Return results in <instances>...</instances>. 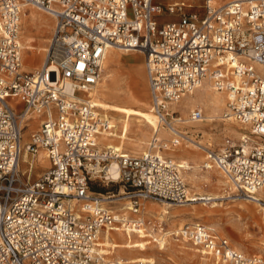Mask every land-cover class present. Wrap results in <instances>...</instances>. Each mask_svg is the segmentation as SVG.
Listing matches in <instances>:
<instances>
[{
	"label": "built area",
	"instance_id": "built-area-1",
	"mask_svg": "<svg viewBox=\"0 0 264 264\" xmlns=\"http://www.w3.org/2000/svg\"><path fill=\"white\" fill-rule=\"evenodd\" d=\"M196 1L0 0V264H159L111 260L99 242L124 226L147 232L148 202H195L189 163L168 153L188 141L185 125L207 120L200 107L187 118L178 108L204 84L226 95L224 117L246 126L238 141L206 148L204 168L220 170L244 195L264 189V0ZM29 8L56 20L34 72L23 68L21 46ZM111 47L144 54L152 109L168 133L162 139L157 132L140 155L100 143L108 126L90 101ZM40 153L48 168L33 180ZM94 182L121 183L119 198L132 214L105 206ZM170 237L216 264H264L202 222Z\"/></svg>",
	"mask_w": 264,
	"mask_h": 264
},
{
	"label": "rangeland",
	"instance_id": "rangeland-1",
	"mask_svg": "<svg viewBox=\"0 0 264 264\" xmlns=\"http://www.w3.org/2000/svg\"><path fill=\"white\" fill-rule=\"evenodd\" d=\"M185 1V0H181ZM191 2L192 0H188ZM197 4H203V0H197ZM194 10V9H191ZM201 10L202 13H204L203 8L198 9ZM34 11L36 13L42 14L44 17L48 18L49 25L53 26V29L49 32H40L41 29H34L31 32L27 31L28 34H36L37 36H48L52 37L53 30L55 26V19L53 16H50L49 14H46L45 12H42L36 8L31 9L29 8L26 11V14L28 16H31V12ZM174 17L170 16H164L162 17L163 21L167 20H174ZM23 20V19H22ZM21 37H22V23H21ZM21 42L23 43V39H21ZM33 45H40L39 41L34 40ZM28 56L34 57V54L32 52H28ZM39 56V57H38ZM36 59L38 60V64L42 63V60L44 59L43 54L35 55ZM135 58L133 62H131L130 58ZM116 61V66H114ZM23 59V64H24ZM109 65V69L111 71V75H113V78L115 79V82L117 84V89L113 94L108 93L104 97H102L100 100L106 103H112L115 105H121V106H131L134 108L139 109H150V106L152 104L151 101V93H150V84L148 83V75H147V66L145 65V57L144 54L136 51H114L113 53H110L107 55V59L105 61V64ZM104 64V65H105ZM141 69V70H140ZM35 70L30 72H34ZM259 71L264 74V69ZM263 71V72H262ZM106 68L104 66L103 70V76L102 80L100 82V85L95 89L96 91H100L103 88V85H105L106 80L105 77L107 76ZM205 85V84H204ZM140 91L141 93L145 94L147 96V101L144 104H138L134 101V99L131 96V93L135 90ZM200 88H198L199 90ZM198 90L194 92V96H197ZM209 91L211 93H214L215 91L212 88H209ZM215 94V93H214ZM189 96V95H188ZM224 96V95H223ZM99 101V99L97 98ZM202 108L205 114V117L207 116H216L214 112H210L208 108L206 107L205 103L201 100H199L196 103V108ZM195 109V108H194ZM226 106L223 109H219L218 113L220 115H223L226 111ZM179 111L181 112V115L183 118H187L191 107L190 106H184L180 105ZM136 122L133 121V124L131 125V131L137 130ZM236 127V126H235ZM233 125H227L226 121H220L216 120L214 122H210L208 120L204 122L199 123H190L188 125H185L182 129L185 132V130H192L190 134H192L197 140H202L205 145L212 144V147H210L212 150H219L222 148H225L229 142H235L240 139V136L238 137L236 134L232 132V130L235 129ZM38 128L37 125H33L31 128H26V135L29 136L31 132H34ZM213 129V130H212ZM200 130V131H199ZM202 130H205L204 133ZM245 129H241V132L245 133ZM197 131V132H194ZM199 131V132H198ZM146 132V131H145ZM165 131L163 130L164 134ZM130 137H134V133L130 132ZM242 136V135H241ZM162 137V136H161ZM102 145L103 143L108 140L105 136L100 137ZM152 129H148L147 133L145 134L144 138V144H141V146H134L130 142H127L126 145L123 147L122 151L124 153H130L132 155H140L147 149V146L149 142L152 140ZM118 144V142H116ZM224 144V145H223ZM143 146V147H142ZM183 146H191V144L184 142ZM182 148L179 147L174 152H169V155L175 156L177 159L181 160L184 159L185 156L180 155L179 152ZM201 155L200 163L203 164L205 160V152L203 150L199 151ZM42 154V153H40ZM39 154V155H40ZM38 155V156H39ZM38 158V157H37ZM29 160L26 156L25 161L23 160L21 162V171L27 172L29 170ZM45 164H42L38 162L39 164L35 166V169L32 173V179L36 180L38 177H40L41 174H43L46 169L48 168V164L46 161H44ZM191 165H193L194 162H189ZM191 172L186 171L185 178L186 182L188 184V188L190 190L191 197H193L194 194H196V197H200V193L203 192H211L213 194H217L218 192H225L222 189H213L210 187H204L202 185H194V182H192L191 178L189 177V174ZM212 177L214 178L215 182H218L219 180H223L227 182V178H225L224 174L217 169L212 170ZM230 186H226L227 191L230 192ZM92 191H94L96 196L98 197H105L108 198L113 195H120L121 191H123L122 184L121 183H110L106 184L103 182H94L92 183ZM236 191L237 195L232 198H226V199H219V201H216L215 203L219 204L218 207L211 208V205L213 203H207L205 205H202L203 203H206L205 201L201 202H191L188 204H185L183 206H172L170 208H167V205L161 204V203H155V202H148L147 203V209H148V215L147 218L151 219L153 221V225H148L149 230H147V233H154L159 234L161 231L163 235L165 233L169 232H176L179 229L183 228L185 224L189 223H204L207 226H210L212 229H214L218 235L227 237L230 242L233 244V246L236 249L241 250L244 252L247 256H260L264 258V189L259 190L256 192V196L259 198L258 201L248 202L247 198L244 194ZM105 206L107 207H113V209L118 210L119 212L125 213L128 216L132 214L131 212H128V210L124 209L128 205L126 200H122L121 198H111L108 201H105ZM166 209H169L171 212L174 211H183V209H199V210H206L210 211L212 213V216L206 217L201 216V218H196L195 216L191 215H183L182 217H172L170 215H164V211ZM124 209V210H123ZM256 215V217H255ZM161 224V225H160ZM157 226V227H155ZM159 227H164V230ZM116 236H118L119 232H114ZM171 235V234H170ZM170 235L167 236V240L164 243L165 248H160L159 245L154 241V238L148 237L147 240H153V243L151 244V249L148 250L146 253H140L138 251H135L133 249L127 250L122 249L120 251H117L116 253L111 254V251H108L106 255H109L107 258L109 259H119L128 261V259L134 257V256H152L154 257V260L159 264H199L200 260L203 257L200 253H197L194 246L192 244H188L186 242L176 241L173 239V237H170ZM138 235L135 234V240H138ZM121 241L120 239L118 240ZM187 248L184 249V248ZM189 248V249H188ZM209 264H216L215 260L207 257Z\"/></svg>",
	"mask_w": 264,
	"mask_h": 264
},
{
	"label": "bare ground",
	"instance_id": "bare-ground-1",
	"mask_svg": "<svg viewBox=\"0 0 264 264\" xmlns=\"http://www.w3.org/2000/svg\"><path fill=\"white\" fill-rule=\"evenodd\" d=\"M34 9V8H31ZM31 16H28L26 14V10L23 12V17H22V37L23 43L21 42V46L24 50L23 52V58H24V64L23 68L27 71H33L35 69H38L43 65L46 54L49 51V43L51 42L52 37H48L46 35L44 36H37L36 34H28L27 31L31 32L34 29H41L40 32H49L53 29V26L49 25V20L48 18L44 17L42 14L36 13L34 11L31 12ZM53 18L55 15H51ZM55 19V18H54ZM56 22V20H55ZM21 32V30H20ZM53 32V31H52ZM37 40L39 41L40 45H33V41ZM129 51V50H122L121 48H115L111 47L109 50L110 53H113L114 51ZM28 52H32L34 54V57L28 56ZM108 52V54H109ZM139 52V51H136ZM38 54H43L44 59L42 60L41 64H38V60L36 59L35 55ZM39 57V56H38ZM145 57V56H144ZM131 62L135 60V58H130ZM105 64V63H104ZM116 66V61L114 63ZM106 68L107 76L105 77L106 83L103 85L102 90L93 92V99L90 101V105L97 110L100 115L101 120L103 123H106L108 126L107 130L105 132L100 133L99 135L105 136L108 138L106 142H104L102 145V142L100 140V143L104 147H111L117 150L118 152H121L123 147L126 145L127 142H130L134 146H141V144H144V138L145 134L147 133V130L150 128L152 129V137L155 138V134L157 132L163 133V130L160 128L161 126L159 125V120L156 118L154 112H153V107L152 104L150 106V109H139V108H134L131 106H121V105H115L112 103H106L100 100L102 97H104L106 94L111 93L113 94L115 90L117 89V84L115 82V79L113 78V75H111L110 67L107 65V63L104 65ZM260 70H263V67H259ZM141 70V69H140ZM263 72V71H262ZM148 77V76H147ZM209 88H212L209 84H205L200 89L198 90L197 96H194L195 94L187 95L183 99L182 103L180 105L184 106H190L191 110H194L196 108V103L201 100L205 103L206 107L210 112H214L216 116H207V120L210 122H214L217 119L220 121H226L227 125H233L235 127L232 132L236 134L238 137L243 135L244 133L241 132V129H246V126L241 124L240 122L236 120H229L226 119L223 115H220L218 113L219 109L227 108L228 104V99L226 98V95L222 92L215 91L214 93H211L209 91ZM224 95V96H223ZM132 98L134 101L138 104H144L147 100V96L140 91L135 90L134 92L131 93ZM99 99V101L97 100ZM180 108V106L178 107ZM133 121H135L137 125V130L136 131H131V125L133 124ZM213 130V129H212ZM146 131V132H145ZM200 131V130H199ZM198 131V132H199ZM204 133L205 130H202ZM130 132L134 133V137H130ZM192 130H185V134L189 136L187 138L188 141L186 143L191 144V147L189 146H183L179 152L180 155L185 156L184 159L187 163L189 162H194L193 165L189 163V167L187 171L191 172L189 174V177L191 178L192 182H194V185H202L204 187H210L213 189H222L225 192H218L217 194H213L211 192H203L200 193V197H196V194L193 195V198H195L192 201H207L206 203H203L202 205H205L207 203H213L211 205V208L218 207L219 204L215 203L216 201H219V199H226V198H232L235 197L237 194L234 186L231 184L230 186V192L227 191L226 186L229 187L230 182L219 180L218 182H215L214 178L212 177V169H205L203 164L200 163L201 160V155L199 151L200 150H205L206 148L212 147V144H207L205 145L202 140H197L192 134H190ZM197 132V131H194ZM207 134V133H206ZM152 138V139H153ZM101 139V138H100ZM118 142V144L116 143ZM145 145V144H144ZM224 145V144H223ZM143 147V146H142ZM23 160L25 161L26 155L24 154L22 156ZM38 160L40 163L45 164L44 161L47 160L45 158L44 154H40L38 156ZM22 160V161H23ZM39 164V163H38ZM48 164V163H47ZM115 168V167H114ZM186 172V171H185ZM115 176L117 177L118 174L114 173ZM256 192L253 195L246 194L245 197L247 198L248 202H253L258 201L259 198L255 195ZM124 193L120 195H113L108 198H103L104 201H108L111 198H119L122 197ZM167 205V208H170L174 205L170 203H165ZM164 204V205H165ZM170 215L172 217H182L183 215H191L195 216L196 218H201V216H206L210 217L212 216V213L210 211L206 210H199V209H183V211H174L171 212L169 209L165 208L164 215ZM256 217V215H255ZM115 231H108L103 233L101 240L99 242V245L102 246V250L107 253L108 251H111L110 253H116L117 251H120L122 249H133L135 251H138L140 253H146L148 252L149 249H151V244L153 243V240H147L148 237L154 238V241L159 245L160 248H165L164 243L166 242V235H172V232L165 233V235L162 236V232L160 231L159 234H154V233H147L146 231H136L140 234H136V232L131 228L130 226H124L123 228L117 229L116 232H119L118 236L114 234ZM135 234L138 235V240H135ZM121 240L120 242L118 240ZM179 242V241H178ZM184 249L187 250L185 247ZM189 249V248H188ZM196 250V249H195ZM197 252V250H196ZM198 253V252H197ZM203 257H206L202 255ZM154 260V257L152 256H134L130 259H128V262L130 261H139V260ZM199 264H209L207 257L202 258L200 260Z\"/></svg>",
	"mask_w": 264,
	"mask_h": 264
},
{
	"label": "crops",
	"instance_id": "crops-1",
	"mask_svg": "<svg viewBox=\"0 0 264 264\" xmlns=\"http://www.w3.org/2000/svg\"><path fill=\"white\" fill-rule=\"evenodd\" d=\"M41 66H42V65H41ZM39 68H40V67H39ZM39 68H38V69H39ZM161 136H162V137H161ZM159 137H161L162 139H163V138H165V139H166V138H169V137H168V133H166V132H165L164 134H161V133H160ZM172 156H173V155H172ZM173 157L176 158L175 156H173ZM176 159H177V158H176ZM177 160H179V159H177ZM180 161H181V160H180ZM184 161H185V160H184Z\"/></svg>",
	"mask_w": 264,
	"mask_h": 264
}]
</instances>
